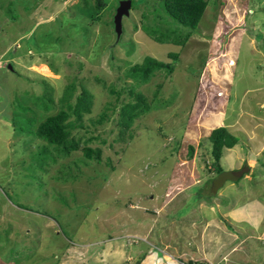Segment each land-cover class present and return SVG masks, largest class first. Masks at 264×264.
Segmentation results:
<instances>
[{
    "label": "rangeland",
    "instance_id": "1",
    "mask_svg": "<svg viewBox=\"0 0 264 264\" xmlns=\"http://www.w3.org/2000/svg\"><path fill=\"white\" fill-rule=\"evenodd\" d=\"M120 1L0 0V264H164L173 245L264 264V0H207L184 45L143 31L175 27L161 0H131L119 36ZM146 56L172 72L136 84L125 71ZM68 86L90 97L72 151L34 132ZM131 103L145 112L127 124ZM221 126L237 141L218 174Z\"/></svg>",
    "mask_w": 264,
    "mask_h": 264
},
{
    "label": "trees",
    "instance_id": "2",
    "mask_svg": "<svg viewBox=\"0 0 264 264\" xmlns=\"http://www.w3.org/2000/svg\"><path fill=\"white\" fill-rule=\"evenodd\" d=\"M96 5L99 6V0H96ZM161 7L163 12L170 17V22H174L175 27L159 29L154 26H144L143 31L156 42H170L184 45L191 35L190 31L194 30L203 19L208 8V3L207 0H161ZM183 29H187L188 31L183 33ZM114 32H116V30ZM120 34L121 32L118 35L120 36ZM169 55L174 60L177 58L178 54L173 52ZM161 69L167 71V73L172 72V67L163 60H157L153 57L146 56L141 63L133 64L125 71V76L130 77L139 85L148 82L150 77ZM71 89H74L73 86H68L61 96L60 101L65 103L64 108L58 110L54 115L47 116L37 125L34 131L39 138L56 146H60L64 151L78 149L76 138L73 137L69 131L71 126V122L69 121L70 112L72 115L80 118L83 111L87 112L90 110V97L88 94L84 91L82 95L74 96V100H69L73 92ZM138 105V103H131L122 106V108H128L127 110L123 108L125 114L129 113V116L126 118L127 124H129V121H132L135 116H139L141 113L145 112V109L143 111H137L135 107ZM103 116L104 115H102L101 118H103ZM208 138L211 142L210 153L213 159L212 164L215 172L219 174L222 172L218 165L222 156V150L224 147H233L236 144L237 138L229 134L223 126L212 129ZM188 149L192 151V145H188ZM83 153L87 158L100 161L99 151L94 152L90 147H85L83 148ZM193 261V264H199L197 260Z\"/></svg>",
    "mask_w": 264,
    "mask_h": 264
},
{
    "label": "crops",
    "instance_id": "3",
    "mask_svg": "<svg viewBox=\"0 0 264 264\" xmlns=\"http://www.w3.org/2000/svg\"><path fill=\"white\" fill-rule=\"evenodd\" d=\"M226 50V49H225ZM225 153H223V155H224ZM253 180V179H252ZM205 207V206H204ZM238 210H240V211H242L241 209H238ZM205 211V210H204ZM207 211V210H206ZM205 211V212H206ZM237 211V210H236ZM235 210H233L232 212V214H237V213H235L236 212ZM143 225V228L144 229H146L145 227H147V229H146V233L147 232H149V234L151 233V231H150V229L148 228V225H149V223H143L142 224ZM159 243V242H158ZM165 244H167V243H165ZM199 246H200V244H199ZM167 249V250H166ZM173 249H174V245H173V247H172V250L170 249V248H165L164 250H162L163 251V254L165 255V257H164V259H166V257L168 256V255H170L169 257H171V260H169L168 258L166 259V261H165V263L164 264H175V263H177L178 261L177 260H190V259H192V260H196V259H194V257H197L200 261L202 260V261H204L205 262V264L207 263H209V264H211L212 262H213V257L210 255L211 253H209V250L208 249H204L203 250V248H201V246L199 247V252L200 253H193L191 256H188V254H187V256L184 258H175V256H178L177 254H176V252L175 253H173ZM224 250H225V247L223 248ZM179 250V249H178ZM166 252V253H165ZM195 254V256H193ZM225 260L226 259H222V260H220V261H223V262H225ZM198 261V260H197ZM151 264H159V262H150ZM141 264H142V260H141Z\"/></svg>",
    "mask_w": 264,
    "mask_h": 264
},
{
    "label": "water",
    "instance_id": "4",
    "mask_svg": "<svg viewBox=\"0 0 264 264\" xmlns=\"http://www.w3.org/2000/svg\"><path fill=\"white\" fill-rule=\"evenodd\" d=\"M130 6H131V0H122L120 2V4L118 5V7L116 8V13L114 15L113 21H114V27H115L117 34H119L121 32L122 17L127 16L129 14ZM9 67H10V64H9ZM246 169L243 168L240 170H233V172L229 171V172H227V174L229 175L230 172H232L230 179L236 180V179L240 178L241 173L245 172Z\"/></svg>",
    "mask_w": 264,
    "mask_h": 264
},
{
    "label": "bare ground",
    "instance_id": "5",
    "mask_svg": "<svg viewBox=\"0 0 264 264\" xmlns=\"http://www.w3.org/2000/svg\"><path fill=\"white\" fill-rule=\"evenodd\" d=\"M121 2V1H120ZM120 4V3H119ZM118 7V6H117ZM236 192V191H235ZM216 230V229H215Z\"/></svg>",
    "mask_w": 264,
    "mask_h": 264
},
{
    "label": "built area",
    "instance_id": "6",
    "mask_svg": "<svg viewBox=\"0 0 264 264\" xmlns=\"http://www.w3.org/2000/svg\"><path fill=\"white\" fill-rule=\"evenodd\" d=\"M194 264H196V263H194Z\"/></svg>",
    "mask_w": 264,
    "mask_h": 264
}]
</instances>
